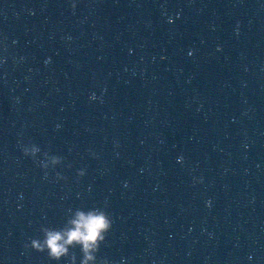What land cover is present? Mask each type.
I'll list each match as a JSON object with an SVG mask.
<instances>
[{"label":"water","instance_id":"95a60500","mask_svg":"<svg viewBox=\"0 0 264 264\" xmlns=\"http://www.w3.org/2000/svg\"><path fill=\"white\" fill-rule=\"evenodd\" d=\"M85 261L264 264V0H0V264Z\"/></svg>","mask_w":264,"mask_h":264},{"label":"clouds","instance_id":"9594fccd","mask_svg":"<svg viewBox=\"0 0 264 264\" xmlns=\"http://www.w3.org/2000/svg\"><path fill=\"white\" fill-rule=\"evenodd\" d=\"M24 154L27 155V152L25 151ZM71 224L73 225L71 228L63 231H47L45 244L49 249V257L58 260L62 254L66 253V245L76 242L83 245L86 260L93 259L89 250L98 247V241L104 238L103 233L109 229L112 222L103 212L90 211L77 212V218L72 220ZM33 246L38 251H43L38 241L33 240Z\"/></svg>","mask_w":264,"mask_h":264}]
</instances>
